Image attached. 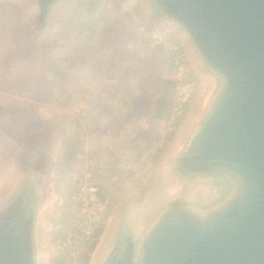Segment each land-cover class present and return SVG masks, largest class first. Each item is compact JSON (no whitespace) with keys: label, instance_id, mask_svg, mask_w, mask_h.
<instances>
[{"label":"rangeland","instance_id":"1","mask_svg":"<svg viewBox=\"0 0 264 264\" xmlns=\"http://www.w3.org/2000/svg\"><path fill=\"white\" fill-rule=\"evenodd\" d=\"M81 1L58 0L40 25L33 0H0V212L29 192L36 264H90L101 238L76 245L71 212L72 181L87 158L97 161L94 178L109 203L101 233L110 227L114 234L109 250L124 228L138 234L148 207L172 187L183 197L206 189L208 208L215 206L213 195L228 194L225 181L196 182L173 170V148L196 117L206 89L179 30L154 16L147 0H98L85 22L103 19L79 35ZM174 42L189 55L196 87L170 128L175 88L168 47ZM166 90L169 114L155 119L154 103ZM37 137L52 152L48 164L35 165L28 175L23 156ZM68 142L79 148L70 163L64 162ZM174 195L170 201L178 205Z\"/></svg>","mask_w":264,"mask_h":264},{"label":"water","instance_id":"2","mask_svg":"<svg viewBox=\"0 0 264 264\" xmlns=\"http://www.w3.org/2000/svg\"><path fill=\"white\" fill-rule=\"evenodd\" d=\"M33 2L42 25L58 0ZM147 3L179 30L206 82L172 153L173 170L196 182L225 181L228 194H212L216 207L208 208L206 189L183 197L172 187L148 207L139 235L124 228L109 250V233L101 264H264V0ZM30 144L23 156L28 175L52 152L44 138ZM33 205L25 189L0 212V264H36Z\"/></svg>","mask_w":264,"mask_h":264},{"label":"built area","instance_id":"3","mask_svg":"<svg viewBox=\"0 0 264 264\" xmlns=\"http://www.w3.org/2000/svg\"><path fill=\"white\" fill-rule=\"evenodd\" d=\"M168 49L172 55L171 72L174 80L175 98L171 105L170 125L175 126L176 122L184 115L190 100L193 97L196 81L189 62V55L184 46L179 42L169 45ZM86 168L77 174L72 187V220L76 245L98 243L101 233L104 230L109 218V203L103 196L100 185L95 181L94 169L97 168V161L94 158H87Z\"/></svg>","mask_w":264,"mask_h":264},{"label":"trees","instance_id":"4","mask_svg":"<svg viewBox=\"0 0 264 264\" xmlns=\"http://www.w3.org/2000/svg\"><path fill=\"white\" fill-rule=\"evenodd\" d=\"M98 0H83L81 1V5H85L84 9L82 10V14L81 17L84 20H80L79 23L81 24L80 26V30H79V35L82 34L81 30L84 29L85 26H93L94 24H96L97 22L101 21L103 19L102 15H99L96 18H92L91 20L88 21L87 25H86V17L87 15L93 16L94 13L97 11V7H98ZM99 55V54H97ZM101 57L100 55L98 56V58ZM170 102H171V96L170 94H168V91H164L162 94H160L157 97L156 102L154 103V108H153V118L155 119H164L167 118L168 114H169V110H170ZM54 121V119H53ZM79 148L78 147H72L70 145V143L68 142L65 146H64V162L66 163H70L75 157L76 154L78 153ZM94 249V247H89V246H85L84 250L85 251H92Z\"/></svg>","mask_w":264,"mask_h":264},{"label":"bare ground","instance_id":"5","mask_svg":"<svg viewBox=\"0 0 264 264\" xmlns=\"http://www.w3.org/2000/svg\"><path fill=\"white\" fill-rule=\"evenodd\" d=\"M107 231L104 233V235L101 237V241L98 244L96 250L93 253L92 259L90 261V264H101L103 261V251L106 247V242L110 233V227H108Z\"/></svg>","mask_w":264,"mask_h":264},{"label":"crops","instance_id":"6","mask_svg":"<svg viewBox=\"0 0 264 264\" xmlns=\"http://www.w3.org/2000/svg\"><path fill=\"white\" fill-rule=\"evenodd\" d=\"M87 64H88V63H87ZM87 66H89V65H87ZM92 68H93V67H92ZM92 68H91V69H92ZM202 78H204V76H202ZM204 80H205V78H204ZM124 107L126 108V106H124ZM127 107H128V105H127ZM153 108H154V107H153ZM152 115H153V114H152ZM180 138H181V137H180ZM178 140H181V139H178ZM178 143H179V141H177V144H178ZM177 144H176V145H177ZM175 147H176V146H175ZM175 147L173 148V151H174Z\"/></svg>","mask_w":264,"mask_h":264}]
</instances>
